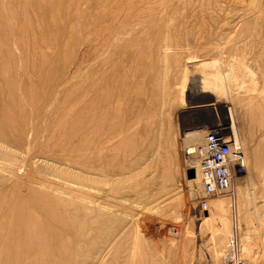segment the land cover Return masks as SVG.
Segmentation results:
<instances>
[{
  "label": "bare ground",
  "instance_id": "1",
  "mask_svg": "<svg viewBox=\"0 0 264 264\" xmlns=\"http://www.w3.org/2000/svg\"><path fill=\"white\" fill-rule=\"evenodd\" d=\"M219 2L98 0V7L94 5L93 11L84 14L73 10L74 0H0V264H89L100 240L106 246L99 248L94 264H103L108 249L118 247L123 231L115 232L116 227L104 220L109 215V223L122 221V217L116 218L121 211L108 209L115 207L107 200L117 197L112 194L117 189L115 185L109 192L105 188L116 184L113 180L141 174L143 168L137 165L146 153L140 152L139 139L148 130L141 124L152 112L146 102L157 97L163 105L168 95L166 74L161 76L160 91L155 70L136 78L132 66L141 52L136 49L149 33L157 31L151 30L154 20L185 13L190 17L206 10L219 13ZM243 2L254 6L257 0ZM245 15L239 16L235 29L244 23ZM166 40L158 47L168 51ZM75 44L81 46L79 51L74 50ZM229 67L227 71L215 63L212 70L205 71L200 81L202 91L212 92L219 99H234L233 93L243 88L234 76V70L241 67ZM252 84L246 89L257 92L250 96L258 101H252L251 112L262 115L264 122V90L260 87V92L257 84ZM234 108L229 109L230 117L235 115ZM206 132H187L184 140L195 144ZM147 139L142 143L149 148L152 142L146 143ZM18 153L23 160H18ZM38 154L52 159L55 166L40 171L39 177L30 171L23 176L26 160ZM251 154L258 168L264 147L252 148ZM191 160L196 166L189 173L197 177L202 191L200 165ZM214 202L219 221L214 233L220 231L223 236L230 232L224 215L231 212L232 203ZM205 210L209 211L204 219L208 225L212 209L208 206ZM93 233H98L96 241L89 240ZM242 245L244 253L251 252L250 245Z\"/></svg>",
  "mask_w": 264,
  "mask_h": 264
},
{
  "label": "rangeland",
  "instance_id": "2",
  "mask_svg": "<svg viewBox=\"0 0 264 264\" xmlns=\"http://www.w3.org/2000/svg\"><path fill=\"white\" fill-rule=\"evenodd\" d=\"M97 2L98 0H74L76 6L73 10L87 14L94 9ZM246 3L243 0H220L219 13L212 14L206 10L204 15L195 13L190 17L185 13V16L166 17L150 23L151 30L153 27V30L156 28L157 31L153 33L152 30L153 35L149 33L143 44L136 49L141 52L132 69L137 79L151 69L155 70L153 72L159 76V91L162 85L161 76L166 74L168 95L163 105L161 98L157 97L146 102L152 112L151 116L143 117L144 122L141 124L142 127L148 128L141 135L144 137L146 131L145 138L139 139L140 152L146 153L140 165H137L143 168L141 174L136 175L137 177L133 175L127 179L113 180L116 184L109 183L105 188V191H108L115 185L117 190L112 191V194L116 193L117 197L107 200L115 207L108 209L110 212L121 211L122 214L116 218L122 217V221L116 222L117 224L109 223V215L104 220L110 227H116L115 232L122 230L123 233L118 247L108 249L103 264H233L239 258L246 259L250 264H264V158L257 168L251 154L252 148L264 147V122L262 115L251 112L253 102L258 101L254 100L257 92L246 89L247 86L251 89V83L252 86L256 83L260 92L261 88H264V0H257L258 5L256 3L254 6ZM248 12H251L250 17ZM244 15L246 17L241 24L247 26L240 25L235 29L239 16ZM255 25L258 28L253 27ZM164 37H167L165 40L170 46L168 51L158 47L159 42L165 41ZM261 39L263 43L260 42ZM79 47L81 49L79 44H75L74 50L77 51ZM240 59L244 64H241ZM215 63L216 67L226 68L227 71L232 64L236 68L241 67L240 70H234V76L237 75L235 79L243 84L244 89L242 88L241 92L235 91L234 99L230 101L219 99L214 93L203 92L201 89L200 81L204 72L212 70ZM238 71L240 73H237ZM249 97L251 101H246ZM261 103L264 106V97L261 98ZM230 108H234L235 115L232 117L228 114ZM209 129L231 137L233 133L237 140L245 142L244 148L250 162L247 174L238 180L232 193L210 200L212 218L210 224L205 225L204 219L209 215V211L200 206L201 186L197 177L189 173L196 164L184 155V148L188 146L184 138L187 132ZM204 135L202 133L195 143L201 142ZM145 139L146 143L152 142V146H143ZM145 148L148 150H144ZM18 155V160H23V156H20V153ZM54 163L52 159L38 154L35 159L26 160L23 176L30 171L39 177L40 171L55 166ZM4 174L6 176L7 172ZM48 178L55 180L54 176ZM215 200L232 203L231 212L224 215L230 232L226 231L223 236L220 231L214 233L219 226L218 213H214L218 210ZM97 234H91L89 240L96 241ZM243 243L251 246V254L242 251ZM105 246V242L98 241L89 264L97 261L96 253L99 248Z\"/></svg>",
  "mask_w": 264,
  "mask_h": 264
},
{
  "label": "built area",
  "instance_id": "3",
  "mask_svg": "<svg viewBox=\"0 0 264 264\" xmlns=\"http://www.w3.org/2000/svg\"><path fill=\"white\" fill-rule=\"evenodd\" d=\"M184 155L196 160L201 168L202 192L200 206L207 209L209 201L232 193L239 178L247 173L248 157L243 144L215 129L207 130L201 143L188 145ZM233 264H249L239 258Z\"/></svg>",
  "mask_w": 264,
  "mask_h": 264
},
{
  "label": "water",
  "instance_id": "4",
  "mask_svg": "<svg viewBox=\"0 0 264 264\" xmlns=\"http://www.w3.org/2000/svg\"><path fill=\"white\" fill-rule=\"evenodd\" d=\"M194 172V170H192Z\"/></svg>",
  "mask_w": 264,
  "mask_h": 264
}]
</instances>
